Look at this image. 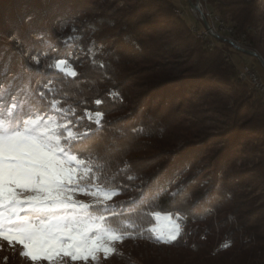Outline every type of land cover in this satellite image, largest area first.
Listing matches in <instances>:
<instances>
[{
	"label": "trees",
	"instance_id": "obj_1",
	"mask_svg": "<svg viewBox=\"0 0 264 264\" xmlns=\"http://www.w3.org/2000/svg\"><path fill=\"white\" fill-rule=\"evenodd\" d=\"M9 1L0 0V107L18 117L52 115L59 124L74 119L72 108L102 113L99 126L86 119L77 123L80 130L92 129L77 148L91 161L98 183L118 193L91 212L105 217V228L121 241H157L150 229L156 212L189 219L167 243L175 255L134 256L137 262L114 252L111 258L121 264H264V200L257 203L264 198V102L238 77L224 44L208 50L175 13L172 0H131L128 11L116 10L118 25L102 23L94 31L85 23L74 31L67 25L91 0H48L46 7L26 0L38 10L29 9V27L21 33L30 55L25 57L19 42L4 38L8 27L20 33L11 9H4ZM208 3L232 35H243L247 48L264 59V12L257 0ZM142 17L148 20L137 22ZM116 29L130 32L137 47L123 46L128 42L119 41ZM91 40L106 46L94 48L82 70L69 60L76 77L49 67L68 58L72 45L86 50ZM96 99L103 103L96 105ZM52 100L60 101L58 108L50 106ZM251 138L259 142L255 148L237 149ZM252 158L250 168L236 164Z\"/></svg>",
	"mask_w": 264,
	"mask_h": 264
},
{
	"label": "snow or ice",
	"instance_id": "obj_2",
	"mask_svg": "<svg viewBox=\"0 0 264 264\" xmlns=\"http://www.w3.org/2000/svg\"><path fill=\"white\" fill-rule=\"evenodd\" d=\"M33 60L39 63L37 57ZM49 67L69 77L78 75L67 59H59ZM39 96L45 98L46 93L41 91ZM94 103L101 105L103 100L96 99ZM59 104L58 100L50 101L52 108ZM71 116L74 119L63 124L37 116L23 130L0 135V237L21 244L23 254L33 261L60 254L73 261L90 256L96 259L101 249L105 254L114 251L93 230L107 233L109 240L123 239L105 228V217H91V209L106 207L118 193L106 191L98 183L91 161L83 158L77 148L92 131L80 130L77 123L86 119L99 126L103 115L87 109L77 114V109L72 108ZM79 195L94 199L86 203L77 198ZM69 209L71 214H65ZM29 215L38 219L33 222Z\"/></svg>",
	"mask_w": 264,
	"mask_h": 264
},
{
	"label": "rangeland",
	"instance_id": "obj_3",
	"mask_svg": "<svg viewBox=\"0 0 264 264\" xmlns=\"http://www.w3.org/2000/svg\"><path fill=\"white\" fill-rule=\"evenodd\" d=\"M33 1V0H31ZM43 3V6L46 7V3L48 0H39ZM174 4L177 6L175 8V13L178 16H183L186 20L187 24L189 25V29L191 26L197 27L199 30L203 29V23L202 21L198 20L194 13L191 10L190 0H172ZM30 1L26 0H12L7 2L6 7L4 9H11L12 16H15L16 25L17 27H20V33H15L12 31L11 27H8L9 30L6 40H11L16 44V42H19V45L21 46L20 49H22L20 52L21 55L24 54L25 57H29L30 55L27 54V52L24 51L26 49V45L24 44V39L21 36V33H23L24 29H27L29 27V24L25 23L27 22V19L32 15L28 13L29 9H31V13L34 14L35 11H37V8L30 7L29 3ZM68 3H74V0H69ZM132 4L131 0H91L90 5L87 9H85L82 12H75V14H72L70 16V20L67 21V25L69 26L70 31H74L76 27H81L83 23L87 24L89 29L91 31L97 30L100 24L105 23L106 26H116L118 23H115L114 18H116L117 14L116 10L121 9L123 12L128 11V7ZM257 4L260 7V10L264 12V0H257ZM29 6V7H27ZM102 6V8H101ZM207 7L212 10L214 13L220 15L218 12L214 11L211 5L207 2ZM98 8H101L100 10ZM24 9V10H23ZM46 9V8H45ZM26 10V11H25ZM177 10L181 13H178ZM122 15V14H119ZM75 16V17H74ZM49 24H52L51 27L54 30H57L55 28L56 25H53V16L49 15ZM148 20V17H142L136 19L137 22H141L143 20ZM152 21V18L150 19ZM144 22V21H143ZM144 24L139 25L138 27H141ZM149 26V24L147 25ZM229 29V28H226ZM175 30V29H174ZM191 32H193L190 29ZM13 32V34H12ZM115 32H120L117 36H119V41H122L124 43L123 46H130L133 45L135 48L137 47V44L135 40L132 38V36H129L130 32H124L121 31V29H116ZM173 33L176 31H172ZM125 33V34H124ZM194 33V32H193ZM222 30V36L227 39V41H236L241 42L244 46V48H247V45H245V42H243V35H240L239 37H234L233 30L231 29V32L228 30ZM19 34V35H18ZM27 34H30L33 36L32 32L29 31ZM26 34V35H27ZM195 34V33H194ZM197 36V35H196ZM233 36V37H232ZM244 37V36H243ZM1 38V37H0ZM236 38V39H235ZM110 39V38H109ZM239 39L241 41H239ZM203 40V39H202ZM16 41V42H15ZM205 41V40H204ZM109 42H107L108 45ZM224 44V47L229 50L228 57L233 61V63L236 66L237 72L240 69V67L244 64L248 65L250 68L255 69L257 73L262 77L264 81V63L258 58V54L254 53V55L249 54L247 52H239L235 51L230 48L224 41L216 40V44ZM18 45V46H19ZM206 45V43H205ZM106 45L104 44H97L91 40L88 44V48L85 50L81 44L72 45V50L68 51L66 58L68 61L73 60L72 62H76L75 68L82 70L84 67V64L87 61H92V55L94 52V48L100 49L104 48ZM134 49V48H133ZM87 51V53H86ZM25 52V53H24ZM227 53V51H226ZM86 54V56H85ZM261 61V64L259 60ZM70 63V62H69ZM74 68V66H73ZM37 116H42L45 121L51 119L54 120L57 124L60 122L55 119L52 115H40L37 114L34 117H22V116H15V112L13 110H7L2 109L0 107V135L3 134H10L15 131H20L25 128V125L29 120L35 119ZM213 125V123H211ZM219 131V129H216L214 127V132ZM249 141L246 142V146H238L237 149L246 148H255L259 142H256L253 138L248 139ZM220 144H213L212 147L219 148ZM221 146V145H220ZM215 148V149H216ZM249 161L244 160H237L236 164L239 167L241 165V168H247L252 167V165L256 162L255 158L248 159ZM259 160V159H258ZM244 162V163H243ZM128 178H133L132 174L128 175ZM250 187H246L245 191L248 190ZM107 191V190H106ZM254 195V193H252ZM258 195V194H257ZM80 200H83L86 203H90L94 198L91 196H84L79 195L77 197ZM260 198V199H259ZM257 199V203H260L264 200V198L261 196ZM72 210H67V213L65 214H71ZM91 217H100L97 216L95 213L91 212ZM21 215H24V213H21ZM154 224L150 228L154 236L157 238V241L154 242H148L146 240L142 241H121L120 239L117 240H109L107 238V233L104 232H96V230H93L96 235H99L101 237V240L103 243H106L109 245L110 248L114 249V251H110L107 254L104 253V251L101 249L96 253V259H92L90 256L87 260H76L73 261L70 256H65L63 254L60 255H54L51 259H43L40 261H33L30 257L24 255V248L21 244L15 241H9L8 239L4 237H0V264H121L119 261H114L111 257L114 252V254H117V257H126V256H135L136 258L141 259H148V258H155L156 260H161L163 258H169L173 254V252L168 248V241L171 240L170 238L173 235H177L181 228L186 226L189 222V219L184 220V224L181 226L183 221H179L177 223V220L168 213L163 212H156L154 213ZM28 219L35 222L38 217L35 215H29ZM118 235V234H117ZM220 245H223L222 242H220ZM218 246V245H217ZM215 247L213 250V253H217L216 250L218 247ZM135 258V259H136ZM139 262L138 260H135Z\"/></svg>",
	"mask_w": 264,
	"mask_h": 264
},
{
	"label": "built area",
	"instance_id": "obj_4",
	"mask_svg": "<svg viewBox=\"0 0 264 264\" xmlns=\"http://www.w3.org/2000/svg\"><path fill=\"white\" fill-rule=\"evenodd\" d=\"M207 2L208 0H190L192 12L195 17L203 23V29L199 30L196 27V32L197 34L202 35V39L205 40V43L213 48L216 45V40H220L224 41L235 51L245 52L246 50H249L253 53L251 49L244 48L241 42L231 43L222 36V28L232 29V27L226 24L221 16H215V13L207 7ZM225 55L227 58L228 52ZM259 62L261 64L260 60ZM238 77L244 81H249L250 86L260 92L262 102H264V81L255 69H252L248 65L244 64L238 70ZM177 223H179V221H177Z\"/></svg>",
	"mask_w": 264,
	"mask_h": 264
},
{
	"label": "bare ground",
	"instance_id": "obj_5",
	"mask_svg": "<svg viewBox=\"0 0 264 264\" xmlns=\"http://www.w3.org/2000/svg\"><path fill=\"white\" fill-rule=\"evenodd\" d=\"M177 12L178 13H181V12H179L178 10H177ZM182 14V13H181ZM215 16H219L218 14H216L215 13ZM191 30L197 35L196 37H199V39L201 38L202 39V35H199V34H197V32H196V27L195 26H191ZM222 30L224 31L225 30V34H227L226 33V30H228L229 32H231V29L229 28V29H226V28H222ZM233 37V36H232ZM238 37V36H237ZM242 38H243V42H245V45H246V41H245V39H244V37L242 36ZM236 39V38H235ZM239 41H241L240 39H239ZM231 43H240V42H238V40H236V41H230ZM242 44V43H241ZM206 47L208 48V50L209 49H211V47H210V45H207L206 44ZM244 47V46H243ZM246 82H248L249 84H250V82L249 81H246ZM184 224V221H183V223L181 224V226Z\"/></svg>",
	"mask_w": 264,
	"mask_h": 264
},
{
	"label": "water",
	"instance_id": "obj_6",
	"mask_svg": "<svg viewBox=\"0 0 264 264\" xmlns=\"http://www.w3.org/2000/svg\"><path fill=\"white\" fill-rule=\"evenodd\" d=\"M245 52L249 53V54H253L251 51L246 50ZM258 58L264 63V59L258 55Z\"/></svg>",
	"mask_w": 264,
	"mask_h": 264
}]
</instances>
